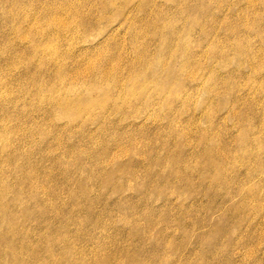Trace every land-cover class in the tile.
Returning a JSON list of instances; mask_svg holds the SVG:
<instances>
[{"label":"rangeland","instance_id":"374dc122","mask_svg":"<svg viewBox=\"0 0 264 264\" xmlns=\"http://www.w3.org/2000/svg\"><path fill=\"white\" fill-rule=\"evenodd\" d=\"M0 264H264V0H0Z\"/></svg>","mask_w":264,"mask_h":264},{"label":"bare ground","instance_id":"6f19581e","mask_svg":"<svg viewBox=\"0 0 264 264\" xmlns=\"http://www.w3.org/2000/svg\"><path fill=\"white\" fill-rule=\"evenodd\" d=\"M61 99H62V98H61ZM62 105H63V104H62ZM63 106H65V105H63ZM65 111H68V110H67V107H66V110H65Z\"/></svg>","mask_w":264,"mask_h":264}]
</instances>
